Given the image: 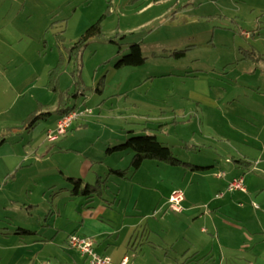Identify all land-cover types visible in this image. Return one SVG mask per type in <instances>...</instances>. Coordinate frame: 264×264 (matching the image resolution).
Listing matches in <instances>:
<instances>
[{"label": "rangeland", "instance_id": "1", "mask_svg": "<svg viewBox=\"0 0 264 264\" xmlns=\"http://www.w3.org/2000/svg\"><path fill=\"white\" fill-rule=\"evenodd\" d=\"M83 1H69L72 17L64 33H55L54 27L40 36L39 42L23 38L29 57L21 64V77L36 75L38 89L25 92L20 100H61L60 93L65 92L70 94L67 107L81 112L91 109L93 113L76 119L67 138L52 144L45 140V133L59 119L54 112L56 101L38 111L49 115L35 120L30 135L26 129L19 134L0 133V141L5 139L0 158L15 150L23 156L16 160L21 162L17 168L12 158L6 164L0 159V264L9 263L21 240L41 242L38 248L26 251L19 264H74L77 253L67 241L81 218L71 215L77 197L71 196L72 186L65 184L76 174L93 185L98 172L86 163L82 167L81 157L71 148L66 150L68 138L73 140V133L82 134L72 141L74 147L96 146L110 138L122 144L145 129L170 147L175 158L203 169L190 171L148 160L137 171L128 170L129 176L133 172L132 180L113 175L105 190L99 184L104 190L102 198L94 193V201L88 205L91 208L84 212L104 221L110 219L115 228L139 220L131 248L126 247V230L119 235L121 247L116 250L127 256V264H264V250L253 249L264 243V219L261 226L251 208L256 203L245 204L248 217L242 222H236L231 214L227 224L219 222V235L210 217L205 223L199 214L179 215L169 208L168 200L162 209L164 199L177 190L187 187L186 199L192 204L194 188L200 187L204 196L211 189L216 191L217 175L231 170L229 152L242 148L241 136L249 137L245 140L251 147L259 150L264 146V0H111L102 36L69 60L74 41L108 11L107 4L100 6L103 1L90 3V7ZM11 3L0 0L3 12ZM96 4L100 7L95 18L90 14ZM10 17L6 14L5 18ZM35 29L24 26V31ZM134 44L140 46L144 63L116 68ZM38 46L39 57L35 56ZM29 124L27 121L26 127ZM118 153H114L117 158L122 156L126 161V155ZM127 156V163L120 166L122 171L129 167L133 153ZM58 183L64 186L51 187ZM64 187L68 191L59 192ZM57 190L59 193L53 195ZM161 195L165 198L160 199ZM203 201L207 204L209 200ZM52 207L58 209V217L48 215ZM82 211L83 206L77 210L80 215ZM56 219L57 229L44 226H51ZM24 231H36L37 235ZM191 245H207L205 249L212 256L207 260L182 259Z\"/></svg>", "mask_w": 264, "mask_h": 264}, {"label": "crops", "instance_id": "2", "mask_svg": "<svg viewBox=\"0 0 264 264\" xmlns=\"http://www.w3.org/2000/svg\"><path fill=\"white\" fill-rule=\"evenodd\" d=\"M69 1L70 0H65L62 3L61 2L50 3L51 0H12L11 4H7L8 9L5 12H3V8L2 6H0V130H1L0 133L5 132L9 134L8 132H10V133L19 134V132L26 129V133L30 135L31 131L36 126V123L33 126L29 125L26 127L27 121L31 120L34 116L39 115L38 113L39 110L43 109V107H46V106L49 107L48 105L50 103H55V101H56V106H55L56 109L54 112L57 113V110H58L57 106H59L62 100H28V101L20 100L22 97H24V95H26L25 92H27L28 94V92L31 91L32 89L35 91L38 89V85L37 86L34 85V82L36 80V75L31 73V75H29L28 77L27 76L25 78L21 77L22 76L21 75L22 73L20 70L22 67L21 64H23V62L25 61L28 62V60L27 59L25 60V58L29 57V51L23 48L22 43L24 41L23 40L24 37L28 41L37 40L39 42L40 36H43L44 33L51 31V29L54 27H56L57 29L55 33H58V34L61 32L64 33L65 30L67 31L66 26L69 24V22L71 21V17H72V15H70L71 13H70V2ZM100 1H103V2H100ZM83 2H85L84 5L89 4V7H90V3L100 2L102 3L100 4V6L105 3L107 4V10L109 12L108 14L111 13V8L113 6L111 0H107V2L106 0H85ZM66 3H69V4H66ZM65 5L66 7H64ZM100 6L97 5L96 8H94V10L92 11L93 13H91L90 15L95 17L94 14L97 13V10L99 9ZM6 14H11L12 17L6 20L5 18ZM21 18H25V19H21ZM38 24H39V27H38ZM27 25L34 26L36 28L35 31L33 32H31V30L24 31V26H27ZM63 25H65L64 26L65 28L62 27ZM6 26L10 27V29H7ZM39 51L40 50L38 46L36 48L35 56L39 57L40 55ZM62 59H64V57ZM59 65L60 63H58L56 67H58ZM53 90L56 93V89H53ZM96 93L100 94L101 90L97 88ZM47 113H50V112H47ZM92 113L93 112H91V114ZM76 131H81V129L80 130L76 129ZM68 133L69 132H67L66 135L64 136L65 139L69 135ZM144 134H153V133L145 129ZM72 135H73V138L76 139L77 136H81L82 134H79V132H77V133H73ZM241 137H243L241 138L242 148L237 151L229 152L230 153L229 162L231 164L229 165L231 167L230 168L231 170L229 173L227 172L224 173L223 171L221 172V173H224V177H222L221 179L220 178L216 179V183H217L216 191L215 189H211V191L206 192L204 196L203 194H200L201 193L200 187L194 188L195 190H193L192 192L195 194L196 199H195V204H192L191 202L189 203V201H187L186 199L185 193H187L188 188L187 187L185 188L186 191L182 189L184 193L180 189L183 195V201L181 203L182 206L180 207L182 208V210L178 214L182 215L184 212H186L188 216L199 214L198 218L203 216L200 219L204 220L205 223L208 221L207 219L210 217L211 218L210 220L212 221L214 228H215L214 229L215 233L218 235H219L218 231L220 230L218 223L219 222L226 223L227 220H232L230 219L229 214L236 216L235 217L236 222H242L241 221L242 219L245 220L246 217H248L245 204H249V202L256 203L255 205H258V209H255L252 206L251 208L255 212L254 218L259 222L261 226H262L261 220L264 219V182L261 179V178H264V146H261L260 149L258 150L254 147H251L252 144L249 145L247 143V141L245 140V138H249L247 135L245 137L244 136H241ZM73 140L71 139V137L68 138V141H69L67 144L68 149L66 150H69L71 148L70 150L72 152H75L81 157L83 161V164L81 165L82 167L85 166V163L89 164L91 167H95V170H96L95 172H98L96 173V177L98 176L97 181L102 182L101 185H103L104 190L105 188H108L106 183L109 182V180H111L110 179L111 176L115 175L114 173H112V171H122L120 170L121 168L120 166L121 165L123 166L124 164L127 163V159H128L127 155L130 154V151L118 153L119 155H126L125 156L126 161H125L124 158H122V156L117 158V154L107 153L108 148L118 145L120 141L118 143H113L112 138L102 139L100 145L95 146V144L97 143H93V144L89 143L87 145H78V147H74L72 146ZM4 143H5V139L3 137V139H1L0 141V146L2 144L4 145ZM16 153H19V152H17L16 150L12 151V153H10L12 155L10 156L3 155L0 159L1 160L4 159V161H2L4 163L5 161L12 158L13 165L14 167L17 168L18 164L19 166H21L20 165L21 162L20 161L17 162L16 160H19V159L22 160L23 156H22V151L19 155H17ZM163 165H167L169 167H174V168L176 167V166H170L168 164H165L164 162H163ZM156 166H158V164H156ZM129 168H130V165L127 169H123V171L124 170L127 171V179L121 178L122 180H130V179L132 180L133 179L131 178L133 175V172L129 176V171H128ZM255 172L261 174L262 177L259 174L256 175ZM99 174H101L102 177ZM237 177H240V178L242 177L245 188L247 190L246 193L231 192V193H227V194H230L229 197L227 196V194H225L223 198H220V199L215 198V195H217V192L224 191L227 183L231 181V179L237 178ZM68 178L80 179L83 182V185L89 184L88 182H91V180H88V179L85 180L82 175L75 174L73 177H68ZM160 180H162V178ZM67 184H70L68 180L65 185ZM58 185L64 186L58 183V184L51 185V187L56 188ZM62 190L68 191V188L66 187L61 188L59 189V192ZM59 192L57 190L56 192L53 193V195H56ZM197 194H200L201 196H199L198 198ZM211 194H213L212 197L210 196ZM102 195L103 194L101 192V196H98L97 198H100V197L102 198ZM71 196L77 197L75 198L76 204L73 206L71 215L72 216L74 215V218H77V216H79L81 220L80 221L76 220L78 225L75 228V231L73 230L72 233L70 234L72 235L77 234L85 238L86 237L92 238L95 242L94 251H96L100 255L108 256L111 259L112 264H119V262L122 261V259L127 258V256L124 253H122L120 250H116L121 247L120 243H118V239L120 237L119 235H121V232L123 230H126L125 232L126 241H127L126 247L128 249L131 248L129 246V243H130L131 238H133L132 235L136 233L138 227L140 226V223H138L139 220L137 222L136 221L129 222V224L127 225L125 223H122L120 227L115 228L113 227V224H111L112 222L110 219H107V221H104L100 218V216H95L91 212L89 213L84 212L87 208H91L88 205L94 201L93 197H92L91 202L87 204L86 198L80 199V197H84V196L80 195L79 193L76 195H73L72 189H71ZM116 196H117V193H116ZM195 197H192V198H195ZM162 198H165L164 195H161L160 199ZM168 198H169V195L168 197L164 199L162 203L164 204L162 209H164L167 206ZM84 200H85V203H83ZM203 200H207V201L209 200V201L206 204V202H204ZM198 202H201L206 205H204L203 207L202 205H196ZM82 206H83V211H82V215H80L77 212V210L79 211V209ZM202 208L204 209V212L200 214V212L198 211L199 209H202ZM54 209L55 208L52 207V209L47 211V213L48 215H51V216L54 215L58 217L60 213H58L59 212L58 209H55V210ZM99 209H103V207L100 205ZM252 220L253 218H250L248 219V222L251 223ZM56 225H57V219L53 221L51 226H50V223L44 224L45 227L47 226L48 228H51L52 230L57 229ZM204 231L205 230L203 229L201 230L202 233H204ZM30 232H32V234L34 235H37L36 231H30ZM70 234H68V236ZM261 234H263L264 236V227H262ZM96 239L98 240V242L96 241ZM257 240H258L257 242H259L260 238H257ZM40 242L41 241L35 240L33 242L26 243L25 241L21 240L15 246V249H18L17 250L18 252H14L13 257L11 258L9 263L8 262L7 263L8 264H19L23 256L25 255V252L31 251L32 248H38L39 247L38 243ZM257 242L255 241L254 244L256 245ZM67 246H68V243H67ZM205 246L208 247L207 245ZM205 246L202 247V246H197V245H191L190 248L187 249V253L183 254L182 259H184L185 257H190L189 261H192V259H202V257L203 258L205 257L204 259L210 258L212 256L211 255L212 253L208 255V251L207 249H205ZM253 249H257L258 251H263L264 250L263 241L261 242L259 246H255V247L253 246ZM76 253L77 254H74V255L77 258H75L76 260H74V264H84L85 258H83V256H81V254L78 253L77 251ZM252 258L253 256L250 257V259ZM186 261H188V259H186ZM77 262H80V263H77Z\"/></svg>", "mask_w": 264, "mask_h": 264}, {"label": "trees", "instance_id": "3", "mask_svg": "<svg viewBox=\"0 0 264 264\" xmlns=\"http://www.w3.org/2000/svg\"><path fill=\"white\" fill-rule=\"evenodd\" d=\"M109 12L105 13L104 15L100 16L94 23L86 27L85 31L80 35L79 39L77 41H74V43L69 48V60L73 58H77L80 53L84 50V48L91 43V41L97 40L102 36V22L105 20L106 16L109 15ZM131 53L129 55L124 56L120 61L117 62L115 65L116 68H121L124 66H131V67H137L143 64L144 58H142L141 54V48L139 45H131L130 46ZM52 73V70L49 73ZM54 78V77H53ZM65 93V92H64ZM61 93L60 96L62 97V101L57 106V114L60 117L68 114L69 112L74 111L75 109L73 107H67V99L70 94H64ZM75 97L76 95H72ZM48 114H39L37 116H34L30 122V126H33L35 124V120H38L39 118H45ZM130 151L133 153L131 162H130V168L129 170L137 171V169H140L142 164L145 161L148 160H154L159 162H164L165 164H168L170 166H184L188 168L190 171H197L203 169L199 166H194L188 163H185L181 160H178L173 155L172 150L166 146L163 143H160L158 141L157 136L155 134H142L140 136H130L127 137V139L122 144H118L114 147L108 148L107 153H115V152H125ZM115 175L122 179H127V171H112ZM67 180L70 182V186H72V194H80L86 198V203L89 204L92 200L93 194L101 196L102 189L100 188V185L102 182L97 181V183L93 185L84 184L80 179L75 178H67ZM100 184V185H99ZM30 235H32V232L30 231H24Z\"/></svg>", "mask_w": 264, "mask_h": 264}, {"label": "built area", "instance_id": "4", "mask_svg": "<svg viewBox=\"0 0 264 264\" xmlns=\"http://www.w3.org/2000/svg\"><path fill=\"white\" fill-rule=\"evenodd\" d=\"M92 112L91 109H85L84 111H77L74 110L72 112H69L68 114L60 117L56 121V125L53 129L47 130L45 133V140L48 143H55L57 142L61 137L65 136L67 132H69L70 127L72 126L73 122L76 121L78 118L85 117L87 115H90ZM224 177V173H219L217 175V178ZM246 188L244 185V181L242 177H237L231 179L227 183L225 192H219L217 195H215V198L220 199L223 198L226 193L231 192H241L246 193ZM168 199L169 202V208L174 212H181L182 208H180L181 203L183 201V195L181 191H176L172 194ZM255 209H258V205L252 204ZM68 246L69 248L77 251L78 253L85 258L84 264H112L111 259L108 256L100 255L94 251L95 249V242L92 238H85L82 236H79L77 234L70 235L68 237ZM127 260L124 259L119 262V264H127Z\"/></svg>", "mask_w": 264, "mask_h": 264}]
</instances>
